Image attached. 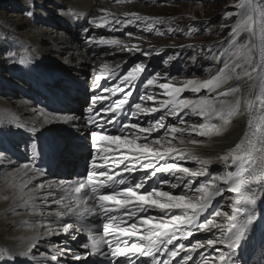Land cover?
<instances>
[{"label": "snow or ice", "instance_id": "obj_1", "mask_svg": "<svg viewBox=\"0 0 264 264\" xmlns=\"http://www.w3.org/2000/svg\"><path fill=\"white\" fill-rule=\"evenodd\" d=\"M235 7L240 11L237 13L225 11L224 13L225 19L233 15L238 17L227 43H233L238 30L242 28L252 32L257 18L260 21L259 29L264 35V0H257L256 3H253L252 0H242ZM26 15L32 17L33 12L30 10ZM125 16L128 18L120 19L117 17L114 22L102 17L94 18L91 23L98 27L101 24L107 25L112 30H117V25L125 27L134 25L137 21L149 19L135 12L126 13ZM155 22L162 23L163 21L156 20ZM146 30L152 31L151 25H148ZM157 34L163 35L159 32ZM253 34L255 33L253 32ZM85 43L90 46L122 45V41L118 39H97L95 37L86 38ZM225 43V41H219L214 47L209 46L207 53L211 55L214 51L222 48ZM188 47L194 48L193 45ZM120 50H126L130 53L141 52L142 55L150 54L149 52H142L137 45L129 47L123 44ZM176 55L169 56L164 63L167 64L169 60L175 59ZM7 56L9 62L18 63L21 66L29 62L28 57H18L14 51L8 52ZM102 67L109 70L107 63L103 64ZM238 68H241L248 83L243 95V105L241 99H237L235 104L230 106L228 114L232 115L233 112L246 113L248 117L246 129L234 147L217 155V160L220 163L225 167L235 166V170L216 176L207 170V166L212 161L202 159L185 147L178 148L172 144V140L179 139V143L184 145L185 141L182 137L185 133H188L189 137L192 133L201 137L210 135V124L206 122L199 126L177 127L168 125L166 127L165 118L168 116L178 118L177 123L183 125L186 123L185 116L188 115L205 117L208 121L215 116H220L227 105L226 101H219L220 107L217 109L216 103L207 97L195 100L181 99L180 94L186 89L196 93H199L201 89H208L209 92L215 91L221 82L228 78L223 72L204 82L186 80L181 87H176L171 83H160L159 88L163 89L168 98L156 101V106L146 107L144 106L145 102L156 100L155 93L149 86L156 83L158 74L151 75L142 85L143 91L138 102L134 103L129 110V97L136 90L134 82L140 78L142 73L146 75L145 65L136 64L131 71H128L121 78L122 84L126 82L132 86L127 92H124V88L120 85H117L116 88L102 89L99 83L101 77L93 71L91 85L93 97L87 108V115L83 117L82 128L88 130L95 155L91 161L89 172L84 178L69 182L61 181L56 185L68 192L70 198L77 201L75 204L71 202L64 204V211L55 213L57 217L75 215L78 211L86 210L90 214H99L104 221L98 240L94 238L91 244L82 245L81 247L86 251L74 255L75 260L87 259L89 255L95 252L110 257L112 264H116L120 258H124L126 264H138V260L142 257L149 258L150 264H173L174 258L177 257L175 264H188V262L197 264V261L200 264H235L236 251L242 240L246 238L251 225L259 218L255 206L259 200L264 199V170H261L257 175L256 169V159L259 157L264 160V62L257 63L249 58L243 68L239 63L225 64V69L232 73H235ZM205 70L207 71V69ZM109 71L110 78L116 79L118 73L115 70ZM97 89H101V91L97 92ZM145 89L148 91L145 92ZM117 91L124 92L122 98L110 100L106 104L103 103L104 100H109L110 97L115 96ZM238 91H240L239 87H230L226 92H220L219 95L226 96ZM104 92H107L109 96L105 97ZM97 104L103 106L97 108ZM185 109L188 112H185ZM102 112L105 114L103 117L101 116ZM156 112L162 114L154 120L148 121L146 127H141L138 122H131L133 118L138 120L141 115ZM182 112L184 115H181ZM108 113H113L114 116L107 115ZM125 113L129 119L121 121L119 117ZM43 114L42 112L41 115ZM52 118L70 123L78 129L81 128L75 123L81 117L65 114L55 115ZM17 127L24 128V125H17ZM211 127L215 128V125H211ZM110 128L115 129L119 134H107ZM160 129H164V133L159 138H150L153 132ZM27 130L35 134L39 129L36 126H30ZM217 134H219V129H217ZM188 143L199 145L203 142L190 138ZM31 151L33 156L37 155L35 143L31 145ZM185 160L195 161L200 167L193 170L181 166L180 162ZM22 167L39 176L45 175L44 169L35 168L28 164H24ZM141 170L148 171L149 175L133 185L131 183L133 172ZM122 173H127V176ZM157 173H167L172 177V180L165 182L170 189H176L183 185L181 193L173 195L170 191H163L160 188L143 191L141 194L145 182ZM199 177L206 179L193 189L192 185ZM30 182V180H25L23 184L18 185L21 194L19 199L24 204L33 201L35 194L39 193L41 189H45V185L41 183L34 185L28 192H25L24 189ZM120 186L123 188L121 189ZM47 187L50 189L52 185ZM104 189L110 191L105 193ZM225 192L234 193V195L224 196ZM51 195V191H46L43 194L45 199ZM25 196L28 198L27 200H24ZM217 197H221L223 203L213 207V201ZM4 199H8V197L5 196ZM53 202L57 205L63 203L60 199ZM225 205L231 210V215L226 211H221ZM32 206L35 209L34 203ZM210 208H215V210L206 219L201 220V217ZM152 209L158 210L163 215L161 217L152 216L150 214ZM176 209L181 210L179 214L172 211ZM141 214H144L143 217ZM125 219L132 221L130 227L122 226ZM154 220L159 222L153 223ZM57 223H59V227H46L41 238L47 235H67L73 228L71 223L59 221ZM138 223L143 226L142 235L137 226ZM200 231L211 233L212 238L197 240L190 245L185 244V241H188L195 232ZM75 238L73 235L72 239ZM133 238L136 239L133 241ZM130 241L132 242L130 243ZM101 243L106 250L98 247ZM31 247H35V244H30L29 248ZM51 247L56 249L50 256V260L53 262H57L58 255L63 256L72 252L71 249L54 244ZM89 249L91 251H87ZM203 249H211V252L207 255L203 251L197 252V250ZM28 254L27 249L19 252L21 256ZM0 256L15 259L10 251L0 253ZM40 256L43 258L40 264H46L49 259L47 254L40 253Z\"/></svg>", "mask_w": 264, "mask_h": 264}, {"label": "bare ground", "instance_id": "obj_2", "mask_svg": "<svg viewBox=\"0 0 264 264\" xmlns=\"http://www.w3.org/2000/svg\"><path fill=\"white\" fill-rule=\"evenodd\" d=\"M11 6H5L3 0H0V4L3 5L0 8V253L10 251L15 259H8L5 256H0V264H40V253H46L49 259L46 264H57L50 260L52 252L56 251L51 245H57L59 247H66L71 249V254H65L57 257L58 264H66L67 262H80L83 264H101L106 260V256L98 253H93L87 257V259L75 260L74 255H78L86 251L81 246L84 244H91L95 238L98 240L99 232L97 229V223L93 221V217L87 211H78L77 214H69L67 216L61 215L57 217L56 212H63V205L69 202L75 204L77 201L74 198H70L69 193L64 189L57 187L56 185L61 182L76 181L81 179L82 176H86L89 172L91 161L95 155L94 146L87 136L88 142L81 144V150L78 155L82 156V167L75 166L72 174L68 173L69 159L72 157L71 153L74 152L70 149L69 145L77 146L83 139L82 132L85 130L83 126V117L87 115V108L90 105L93 97L92 85V73L95 71L96 75L101 77L99 83L103 88H116L117 85L124 88V92H127L132 86L126 82L121 83V78L127 74L128 71L136 65L132 64L128 66L126 58L130 55V52L124 50L120 58L112 60L111 54L115 50H119L123 44L131 47L137 45L139 48L142 43L137 39L143 37L142 34L137 31L130 32L126 36H119L117 30H112L107 25L101 24L96 26L91 23L94 18H104L108 21L114 22L115 18L127 19L126 13H138L141 16L148 17L147 8L142 5L144 0H10ZM27 3L33 16L29 17L24 15L23 4ZM34 6V7H33ZM44 8V12H43ZM59 8L64 14V18L61 20L54 19L50 15L52 10ZM36 11V12H35ZM38 12V14H37ZM36 13V14H35ZM74 17L79 19L78 25L75 24ZM89 18L90 20H85ZM147 21H137L143 25H152L153 19L148 17ZM156 18V17H155ZM76 20V19H75ZM85 20V21H84ZM84 21V22H83ZM87 22V23H86ZM90 22V23H88ZM99 22V21H98ZM117 25L116 27H118ZM77 30L83 33L85 40L95 37L97 39H118L122 41L120 46H111L112 49L107 51H98L95 56H90L88 48L85 45L79 46L80 43H76L72 39V31ZM143 29H146L143 27ZM242 30V29H241ZM239 30V32L241 31ZM239 32H237L236 37ZM144 38V37H143ZM223 39V41L227 42ZM263 40V39H262ZM253 42V41H252ZM256 43V42H255ZM263 43V42H262ZM82 44V43H81ZM217 43L213 44L214 47ZM260 43H257L253 48V56L255 62H264V49ZM253 45V43H252ZM110 47V48H111ZM93 50V49H92ZM149 50V49H148ZM14 51L18 57L25 56L29 58V62L26 65L21 66L18 63H13L11 66H6L3 56L8 52ZM155 51V50H154ZM227 51L226 45L222 48L214 51L216 66L220 64V67L225 63L221 60V55ZM153 52V51H152ZM153 54V53H152ZM60 59V61H57ZM151 61V60H150ZM148 65L152 64L149 63ZM55 63V64H52ZM107 63L109 70H115L118 75L116 79L110 78V71L105 70L102 65ZM146 63V62H145ZM52 64V65H51ZM70 65V66H69ZM119 65V68L117 66ZM74 67L72 69V67ZM158 71L151 74H141L140 78L134 82L135 91L133 95L129 97L128 109L134 103L138 102V98L143 91V83L146 79L154 74H158V79L154 85H150L149 88L155 93V101H147L144 106L152 107L156 106V101L167 99L163 89L159 88L160 83H171L176 87H181L186 80H196L204 82L213 78L211 72L202 74L197 78H187L180 74L178 71H173L174 77L167 80L164 77L168 74L167 71H162L158 66ZM214 68V67H212ZM3 69V70H2ZM70 69V70H68ZM2 70V71H1ZM181 71V70H180ZM213 71V70H212ZM224 72V71H223ZM65 76L64 79H56L59 76ZM87 75H91V81L87 84L83 81ZM122 75V77L120 76ZM120 76V77H119ZM74 77V80L70 83L74 84L73 92H66V94L56 91V88L63 89L60 83L65 82L67 78ZM119 77V78H118ZM20 83L11 86V83ZM231 84L233 80L229 81ZM239 87H241L243 105V95L246 91V85L248 83L247 78H241L238 81ZM100 92L101 89H97ZM145 92L148 89L144 90ZM189 93L187 96L182 93ZM124 92L117 91L115 96L110 97L109 100H104L103 103H109L110 100H118L122 98ZM207 89H201L199 93L193 92L190 89H186L180 94L181 99H199L207 97L213 100L214 94L206 93ZM103 95L108 97L109 94L104 92ZM62 99L63 102H60ZM90 99V101H89ZM47 101L49 103H47ZM82 110H79L76 104ZM102 104H97V108H101ZM127 107V106H125ZM219 109V107H216ZM188 112L187 109L184 110ZM44 113L41 115V113ZM75 115L81 117L80 120L75 123L81 126L77 128L70 123H64L57 121L52 117L55 115ZM161 112H156L149 115H141L138 120L133 118L131 122L139 123L141 127H146L147 122L154 120L161 115ZM105 114L102 112L101 116ZM107 115L114 116L113 113ZM181 115H184L182 112ZM226 121H223L229 125L226 132L217 134V131L211 132L208 136H198L195 133L189 137L188 133H185L182 137L185 141L184 145L179 143V139L172 140V144H175L178 148L185 147L189 151L199 155L202 159H208L212 161L207 170H212L216 165L223 167L224 165L217 160L218 154H223L229 148L234 147L236 143L242 138L243 132L246 129L247 114L240 112L234 116L233 121L230 123V115ZM121 121L129 119L127 113L119 117ZM178 118L166 117L165 125H173L177 127H188L189 125H201L206 122L210 124L205 117L201 116H185L186 123L181 125L177 123ZM47 120V122H45ZM225 120V119H224ZM223 124H218L216 129H220ZM17 125H24V128L17 127ZM30 126H36L39 130L33 134L27 130ZM63 128V129H62ZM211 128V125H210ZM110 128L107 134L118 135V132L112 131ZM76 132L77 134H75ZM164 133V129H160L153 132L151 137L159 138ZM71 136V137H70ZM70 137V138H69ZM82 137V138H81ZM81 138V139H79ZM85 138V137H84ZM196 139L202 141V144L191 145L188 143L189 139ZM171 139V136H169ZM56 141H60L57 144ZM35 143L37 145V155L33 156L31 151V145ZM119 151V150H117ZM48 154V161L50 162L51 169L45 171V175L39 176L32 171L24 169L22 166L28 164L32 167L39 168V162L42 161ZM76 154V151L74 152ZM87 155V158L85 156ZM71 156V157H70ZM79 156V157H80ZM85 163L83 164L85 159ZM193 163L190 165V163ZM181 166L188 167L189 169H198V165L195 161L185 160L180 162ZM264 160L261 158L256 159L257 175L261 172L262 164ZM71 165V164H70ZM225 167V166H224ZM227 171H234L235 166L226 167ZM226 172V170H225ZM26 173V174H25ZM127 174V173H125ZM149 175L148 171H136L133 172L131 180L134 184L140 182V180ZM155 178V179H154ZM25 180L31 182L25 187L24 191L28 192L34 185L43 183L45 189H41L39 193L35 194L34 200L28 204H24L20 199V190L18 185L23 184ZM156 180H158L156 182ZM172 180V177L167 173H157L155 176L148 179L144 187L149 189H160L163 191H170L173 195L180 194L183 185L176 189H170L166 181ZM197 180H204L203 177L197 178ZM196 180V181H197ZM196 181L193 183V189L198 185ZM48 185H52L48 189ZM255 186V185H253ZM67 187V185H66ZM46 191H51L52 195L44 198L43 194ZM142 191V189H141ZM77 196L79 194H76ZM234 195V193L225 192L224 196ZM7 196L8 199H4ZM28 198L25 196L24 200ZM62 200L61 205L55 204L53 201ZM35 204V209L32 204ZM223 203L221 197H217L213 201V207L217 204ZM260 208L263 207L264 199H261L257 203ZM15 209V210H13ZM255 206V211L257 210ZM215 208H210L208 212L201 217V220L206 219ZM175 214H179L181 210H172ZM221 211H226L231 215V210L225 205ZM259 218L251 225L247 231L246 238L242 240L236 254L234 256L235 264H242L240 257L244 254V249L249 246H256L260 249L264 247V238L259 240L261 227L264 225V212H258ZM51 214V215H50ZM150 214L154 217H161L163 213L156 209H152ZM144 214H141L143 217ZM243 215V213H242ZM170 218V217H167ZM219 220V218H217ZM71 223L73 228L70 229L69 234L60 235H47L41 238V234L45 233V229L48 226L59 227V223ZM159 222L154 220L153 223ZM140 228V234L144 232L143 226L137 224ZM78 239L75 242L72 236ZM75 238V239H76ZM212 238V234L208 232H195L188 241H185L186 245H190L197 240H206ZM259 240V241H258ZM34 243L35 247L29 248V245ZM99 248L104 247L98 245ZM28 250L29 254L25 256L19 255L22 250ZM91 251V249L87 250ZM205 252L207 255L211 252V249L197 250V252ZM194 259L196 257L194 256ZM254 264H264L263 254L259 255V260L254 261ZM191 264V262H188ZM197 264H200L197 261Z\"/></svg>", "mask_w": 264, "mask_h": 264}, {"label": "rangeland", "instance_id": "obj_3", "mask_svg": "<svg viewBox=\"0 0 264 264\" xmlns=\"http://www.w3.org/2000/svg\"><path fill=\"white\" fill-rule=\"evenodd\" d=\"M134 1V0H129ZM10 0H3V3L5 6H11ZM242 0H144L142 1V5H145L147 8V16L153 19V22L151 23L152 31H147L146 29H143V27H147L146 25L135 23L134 25H127L125 27H121L120 25L117 28L118 35L122 37V35L126 36L127 34H130V32L137 31L138 33L142 34L144 37L137 38L141 43L142 46L140 49L142 52H149V55H142L141 52H131L130 55L127 56L126 61L128 62V66H131L132 64H143L145 65V71L146 73H153L158 71V66H160L162 71H167L168 74H165L163 78L167 77V80H170L174 77L172 74L173 71H178L180 74H182L184 77L187 78H197L198 76H202V74H205L207 72H211V76L214 75H220L223 71L224 75H226L228 78L226 80H223L220 84V86L213 92H211L210 95L214 94L213 101L216 103V107H220L219 101L223 100L227 102V105L225 106L223 112H221L220 116H215L211 118L210 125H215V128H210L211 132L217 131L216 126L218 124H223L229 117V110L230 106L234 105L237 99L242 100V93L241 87H239L238 83L235 81H238L241 78H245L243 71L241 68L236 69L235 73H232L230 70L225 69V64H232V63H239L241 64L242 68L246 66V62L249 60V58L252 61H255V57L253 56V47L257 45V43H260V45L264 46V35H262L260 29H259V19H256L255 24L253 25V31L250 32L247 29H243L239 32L238 36L235 38L233 43H225L227 51L221 55L220 62H224L225 64L220 67V64L216 66L217 61L214 59V53L209 55L207 53V48L209 46H212L213 44L226 40L229 38V35L231 33L232 27L237 23L238 17L236 15H233L230 18L225 19L224 13L225 11H230L233 13H237L240 11L235 5L241 3ZM253 3H256L257 0H252ZM0 4L1 6L3 5ZM0 6V8H1ZM23 10H25L24 15L31 9L30 6L25 2L23 5ZM34 8L32 12L35 10ZM52 10V13L48 17H52L54 19L61 20L64 18V14L61 12L62 10H59V8L56 9H50ZM36 12V11H35ZM44 12V8H43ZM34 14V12H33ZM36 14V13H35ZM38 14V12H37ZM156 17V18H155ZM194 17V19H193ZM29 18V17H28ZM76 19V20H75ZM63 20V19H62ZM85 20H90L89 18H86ZM84 20V21H85ZM156 20L163 21L162 23H156ZM75 24L78 25L77 22H79V19L74 17ZM83 21V22H84ZM87 23V22H86ZM90 23V22H88ZM171 29V31H169ZM163 33V35L157 34ZM253 32L255 34H253ZM72 39L76 43H80L79 46L85 47V45L88 48V53L90 56H95V54L98 51H107L111 50V46L103 45V46H90L85 43V37L83 33L78 32L76 29L72 31ZM128 36V35H127ZM263 39V40H262ZM253 41V42H252ZM256 42V43H255ZM263 42V43H262ZM82 43V44H81ZM253 43V45H252ZM189 45H193L194 48H189ZM111 47V48H110ZM93 49V50H92ZM149 49V50H148ZM264 49V47H263ZM155 50V51H154ZM153 51V52H152ZM153 53V54H152ZM179 53V55H176ZM122 55V51L115 50L114 53L111 54L112 60L120 58ZM176 55L175 59L169 60L167 64L164 63V61L169 56ZM6 66H11V62H9V58L7 55L3 56ZM57 60V59H56ZM151 60V61H150ZM57 61H60L58 59ZM148 61H150L148 65ZM146 62V63H145ZM55 64V63H52ZM51 64V65H52ZM70 66V65H69ZM72 67V66H71ZM214 67V68H212ZM74 67H72L73 69ZM207 69V71L205 70ZM3 70V69H2ZM1 70V71H2ZM70 70V69H68ZM181 70V71H180ZM213 70V71H212ZM91 75H87L86 78L83 80L85 83H89L91 81ZM122 77V75H120ZM119 76V77H120ZM255 76V74H254ZM118 77V78H119ZM65 76L61 75L57 77L56 79H64ZM74 80V77L67 78L65 82L60 83L58 85L59 87L62 86L63 89L56 88V91H59L66 94V92H75L73 91L74 84L70 83V81ZM233 80L234 83H230L229 81ZM17 83H11V86L16 85L20 83L19 81H16ZM230 87H239L240 91L236 93H230L226 96H220V92H226ZM70 92V93H71ZM189 92L186 91V93H182V95L187 96ZM206 93H210L207 89ZM90 101V99H89ZM60 102H63L62 99H60ZM47 103H49L47 101ZM79 110H82L81 107H79L78 103L76 104ZM237 113L233 112L232 115H230V123L233 121L234 116ZM223 117V118H221ZM225 119V120H224ZM229 125L223 124L221 128L219 129V134L226 132L228 130ZM63 129V128H62ZM77 134L76 132H74ZM84 140L78 142L79 144L77 146L69 145L70 149H72L74 152L76 151V154L74 152L71 153V158L69 159V165H68V173L72 174V172L75 169V166L82 167V156H78V160L76 156L78 155L79 150H81V144H86L88 142V130L85 129L82 132V135ZM71 137V136H70ZM69 137V138H70ZM85 137V138H84ZM57 144L60 143V141H56ZM86 158L87 155L85 154ZM85 159L83 164L85 163ZM71 164V165H70ZM193 163L191 162L190 165ZM262 170H264V163L262 164ZM225 170L227 172L226 167H220L216 165L212 170H209V173H211L213 176L216 175H223L225 173ZM206 179L205 177H203ZM202 181V180H201ZM200 180L196 181V184L198 185ZM183 189V187H180ZM258 212H264V204L263 207L260 208L257 204ZM260 239L262 240L264 238V225L261 227L260 232ZM75 242H78V239H73ZM258 240V241H259ZM257 244V243H256ZM249 246L244 249L243 256L240 257L242 264H254L255 260L256 262L259 260V255L263 254L264 256V247L258 248L257 246ZM59 263V262H55ZM260 263V262H257ZM66 264H83L80 262H67Z\"/></svg>", "mask_w": 264, "mask_h": 264}]
</instances>
